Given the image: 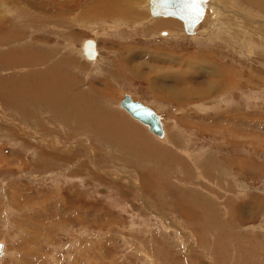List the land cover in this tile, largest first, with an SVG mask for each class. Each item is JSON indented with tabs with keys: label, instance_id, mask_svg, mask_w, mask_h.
Returning <instances> with one entry per match:
<instances>
[{
	"label": "rangeland",
	"instance_id": "374dc122",
	"mask_svg": "<svg viewBox=\"0 0 264 264\" xmlns=\"http://www.w3.org/2000/svg\"><path fill=\"white\" fill-rule=\"evenodd\" d=\"M97 1L0 0V264H264V0H211L194 35L149 0L73 14ZM113 111L138 134L97 131Z\"/></svg>",
	"mask_w": 264,
	"mask_h": 264
},
{
	"label": "water",
	"instance_id": "95a60500",
	"mask_svg": "<svg viewBox=\"0 0 264 264\" xmlns=\"http://www.w3.org/2000/svg\"><path fill=\"white\" fill-rule=\"evenodd\" d=\"M207 0H150V9L153 15H172L183 20L186 32L193 33L194 28L203 20L206 11ZM84 54L95 59L98 55L96 41L92 38L85 40L83 44ZM120 106L126 109L131 116L140 120L149 131L159 138H164L165 130L162 117L152 107L142 101L134 100L129 93H125L120 100ZM3 243L0 242V256L3 251Z\"/></svg>",
	"mask_w": 264,
	"mask_h": 264
},
{
	"label": "bare ground",
	"instance_id": "6f19581e",
	"mask_svg": "<svg viewBox=\"0 0 264 264\" xmlns=\"http://www.w3.org/2000/svg\"><path fill=\"white\" fill-rule=\"evenodd\" d=\"M1 1H3V0H1ZM62 1H65V0H62ZM221 1V0H220ZM223 1V0H222ZM254 3H256V4H258V2H257V0H252ZM73 2V1H72ZM77 2H78V0H77ZM82 2V1H81ZM210 2H211V0H207L206 1V11H205V15H204V18H205V16L207 15V12H208V10L207 9H209V7H210ZM263 2V1H262ZM24 3V2H23ZM74 3V2H73ZM5 4V3H4ZM55 4V3H54ZM67 4V3H66ZM65 4V5H66ZM6 5V4H5ZM30 5V4H29ZM51 5V4H50ZM64 5V6H65ZM258 5H261V4H258ZM261 6H263L264 7V5H261ZM57 7H58V5H57ZM223 7L224 6H222V5H220V4H218V5H216V6H213V13L214 14H218V13H222V12H224V10L225 9H223ZM62 8V7H61ZM80 8V10H78L77 12H75L74 11V13L73 14H76L75 15V17L78 19V20H80V21H84V19H90V20H95V19H98V12H101V11H105V13H107L108 15H110L111 17L112 16H116V15H118V16H120V17H122V18H125L126 19V17L127 18H130L132 15H136L137 13H136V11H135V9L134 8H131L127 3H126V1L125 0H98L96 3H95V5H94V7H92V8H88V9H83L81 6L80 7H78V8H76V9H79ZM148 8H149V11H150V14H151V16H152V18H158V17H162V16H164V17H174V18H178V17H176V16H172V15H168V16H166V15H163V14H159V15H153L152 13H151V9H150V0H149V3H148ZM48 9V8H47ZM69 8H64V9H62V10H64L65 12H62L61 13V15L62 16H67L68 15V13L66 12L67 10H68ZM43 10H45V9H43ZM52 10V9H51ZM58 10H59V8H58ZM61 10V9H60ZM72 10H73V8H72ZM70 12H71V10H70ZM30 13V12H29ZM32 13V12H31ZM44 13V12H43ZM48 13H50V11H48ZM47 13V14H48ZM25 14V13H24ZM34 14V13H33ZM56 14V13H55ZM0 15H2V14H0ZM53 15H54V13H53ZM92 16H94V19H91V17ZM69 17V16H68ZM204 18H203V20H204ZM178 19H180V18H178ZM180 20H182V19H180ZM203 20L194 28V32L193 33H188V32H186L187 34H189V35H194V34H198V32H199V30H198V26L203 22ZM182 22H183V20H182ZM183 24H184V22H183ZM215 24V23H214ZM222 25H224V24H222ZM232 26V25H231ZM221 28V27H220ZM225 28V34H226V32H228L229 31V29H228V25H227V27L225 26L224 27ZM185 29V28H184ZM227 29V30H226ZM102 30V29H101ZM104 30V29H103ZM99 31V30H98ZM186 31V30H185ZM220 31V30H219ZM101 32V31H100ZM248 33V32H247ZM217 35V34H219V33H213V35ZM228 34V33H227ZM249 34V33H248ZM216 38H217V36H215ZM229 37V36H228ZM233 38V37H232ZM86 39H88V38H86ZM85 39V40H86ZM93 39V38H92ZM212 39V38H211ZM95 40V39H94ZM96 41V40H95ZM85 42V41H84ZM84 42H83V44H84ZM83 44H82V54L88 59V60H93V61H95V60H97L98 59V56H99V50H98V46H97V41H96V50H97V53H98V55H97V57L95 58V59H90V58H88L85 54H84V50H83ZM163 72V71H162ZM214 81V80H213ZM210 85H212V84H210ZM214 85H216L215 83H214ZM212 89H213V87H211ZM210 88V89H211ZM187 89V88H186ZM209 89V90H210ZM185 90V89H184ZM190 90V89H189ZM195 90V89H194ZM199 91V90H198ZM208 91V90H207ZM207 91L205 92V93H207ZM186 92H188L187 90H186ZM200 92V91H199ZM198 92V93H199ZM209 92H211V91H209ZM127 93H129V94H131L130 92H127ZM203 93V92H202ZM125 94V93H124ZM124 94H123V96H124ZM193 94V93H192ZM131 96H132V94H131ZM209 96V95H208ZM133 98V97H132ZM134 99V98H133ZM135 100V99H134ZM137 100H139V99H137ZM139 101H141V100H139ZM143 103H144V101H142ZM145 105H148V104H146V103H144ZM148 106H150V105H148ZM151 107V106H150ZM122 108V107H121ZM153 108V107H152ZM124 109V108H123ZM154 109V108H153ZM130 116H131V114L126 110V109H124ZM155 110V109H154ZM156 111V110H155ZM157 112V111H156ZM158 113V112H157ZM161 115V114H160ZM133 119H135V120H137L138 122H140L141 124H143L140 120H138V119H136V118H134L133 116H131ZM161 117H162V122H163V125H164V120H163V116L161 115ZM144 125V124H143ZM145 126V125H144ZM147 127V126H146ZM148 128V127H147ZM149 130V129H148ZM164 130H165V135H166V129H165V125H164ZM152 133V132H151ZM153 134V133H152ZM154 135V134H153ZM156 136V135H155ZM157 137V136H156ZM165 137V136H164ZM159 138V137H158ZM160 139H162V138H160ZM0 242H2L3 243V245H4V247H3V253H2V255L0 256V257H2L3 255H4V249H5V247H7V244H6V242H5V244H6V246H5V244H4V241H0Z\"/></svg>",
	"mask_w": 264,
	"mask_h": 264
},
{
	"label": "crops",
	"instance_id": "0c3cea01",
	"mask_svg": "<svg viewBox=\"0 0 264 264\" xmlns=\"http://www.w3.org/2000/svg\"><path fill=\"white\" fill-rule=\"evenodd\" d=\"M92 7H94V6H90V7H86V8H83V9H88V8H92ZM7 11H10V9H8ZM27 12H31L29 9H27ZM99 13V12H98ZM0 14H2V12H0ZM98 15V14H97ZM2 17V15H0V18ZM125 19V18H124ZM84 20H86V21H88V22H90V21H95V23H96V21L97 20H90V19H84ZM122 27H123V25H121ZM103 28V27H102ZM122 29H124V28H122ZM126 29V28H125ZM96 30H98V29H96ZM120 30H121V28H120ZM115 31V30H114ZM119 33H121V32H119ZM163 33H167V32H163ZM85 41V40H84ZM83 41V42H84ZM83 42H82V44H83ZM98 46V45H97ZM81 55L82 56H84L83 54H82V46H81ZM86 58V57H85ZM87 59V58H86ZM98 59H99V56H98ZM97 59V60H98ZM97 60H95V61H93V60H89V61H92V62H96ZM99 61V60H98ZM161 73V74H160ZM159 74L160 75H163V73L162 72H159ZM133 95V94H132ZM121 100V99H120ZM122 108H121V106H120V101H119V109H118V112L121 110ZM155 109V108H154ZM123 110V114L125 115L126 113L124 112L125 110L124 109H122ZM122 110H121V112H122ZM96 112H98V111H96ZM114 112H117V111H113L112 113H110V118H107V117H103V118H101V120L100 119H98L97 120V122H96V127H97V131L99 130V131H101L102 129H103V127L104 128H106V126L108 125V123L110 124V126H111V130H107L106 129V132H103V133H111L112 134V137L113 138H117V137H120V138H123V136L124 135H126V133H128V134H130L131 136H135L136 134H138V131H136V130H134L133 128H132V126L130 127L127 123L125 124V123H123L122 121H117L116 119H115V116H114ZM129 115V114H128ZM130 116V115H129ZM71 120H73V119H71ZM135 120V119H134ZM75 121V120H74ZM83 123V122H82ZM140 123V122H139ZM74 126H75V129H77L78 128V124H79V122H74V123H72ZM106 126H105V125ZM141 124V123H140ZM73 125H71V126H73ZM143 125V124H142ZM165 125V124H164ZM73 126V127H74ZM144 126V125H143ZM144 127H146V126H144ZM146 129L148 130V128L146 127ZM165 129H166V126H165ZM149 131V130H148ZM150 132V131H149ZM151 133V132H150ZM152 134V133H151ZM153 135V134H152ZM168 135V133H167V129H166V135L165 136H167ZM155 136V135H154ZM142 135H141V133L139 132V138H140V140L142 139ZM156 137V136H155ZM158 140H160V138H158V137H156ZM164 138H162L161 140H163ZM136 142V141H135ZM75 144H77L76 142H75ZM118 144V143H117ZM118 145H120V146H122V147H124V148H126V145H123V142L122 141H120V143L118 144ZM70 147V146H69ZM68 147V148H69ZM87 147L89 148V149H91V146L89 145V144H87ZM91 151V150H90ZM89 154H91V153H89Z\"/></svg>",
	"mask_w": 264,
	"mask_h": 264
}]
</instances>
